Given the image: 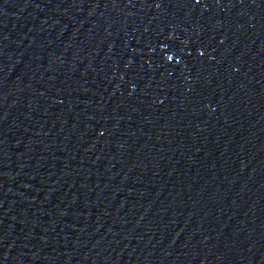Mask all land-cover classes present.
Masks as SVG:
<instances>
[{
    "label": "water",
    "instance_id": "1",
    "mask_svg": "<svg viewBox=\"0 0 264 264\" xmlns=\"http://www.w3.org/2000/svg\"><path fill=\"white\" fill-rule=\"evenodd\" d=\"M0 264H264V0H0Z\"/></svg>",
    "mask_w": 264,
    "mask_h": 264
}]
</instances>
